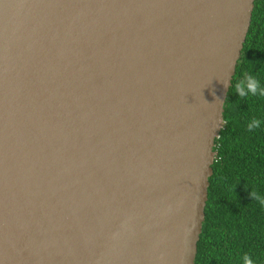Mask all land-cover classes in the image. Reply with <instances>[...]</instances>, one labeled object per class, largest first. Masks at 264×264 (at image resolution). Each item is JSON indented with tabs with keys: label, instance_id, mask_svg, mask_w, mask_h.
I'll return each instance as SVG.
<instances>
[{
	"label": "water",
	"instance_id": "obj_1",
	"mask_svg": "<svg viewBox=\"0 0 264 264\" xmlns=\"http://www.w3.org/2000/svg\"><path fill=\"white\" fill-rule=\"evenodd\" d=\"M255 0H0V264H195Z\"/></svg>",
	"mask_w": 264,
	"mask_h": 264
},
{
	"label": "trees",
	"instance_id": "obj_2",
	"mask_svg": "<svg viewBox=\"0 0 264 264\" xmlns=\"http://www.w3.org/2000/svg\"><path fill=\"white\" fill-rule=\"evenodd\" d=\"M248 74L264 87V0L254 2L226 98L195 264H242L245 254L264 264V207L250 196L251 191L264 195V97L242 98L235 91ZM253 119L261 124L249 132Z\"/></svg>",
	"mask_w": 264,
	"mask_h": 264
},
{
	"label": "clouds",
	"instance_id": "obj_3",
	"mask_svg": "<svg viewBox=\"0 0 264 264\" xmlns=\"http://www.w3.org/2000/svg\"><path fill=\"white\" fill-rule=\"evenodd\" d=\"M254 9V8H253ZM235 91L240 97L259 96L264 97V87L261 86L260 82L253 75H246L243 79L239 80L235 86ZM261 122L253 119L248 124V131L251 132L256 128L260 127ZM250 196L252 200L257 201L262 207H264V195L258 192L251 191ZM242 264H255L252 256L245 254L242 257Z\"/></svg>",
	"mask_w": 264,
	"mask_h": 264
}]
</instances>
